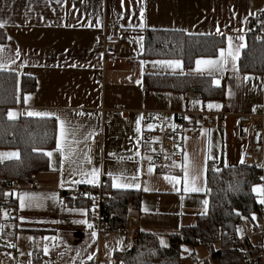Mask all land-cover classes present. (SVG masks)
Returning <instances> with one entry per match:
<instances>
[{"label": "crops", "instance_id": "1", "mask_svg": "<svg viewBox=\"0 0 264 264\" xmlns=\"http://www.w3.org/2000/svg\"><path fill=\"white\" fill-rule=\"evenodd\" d=\"M263 9L264 0H0V23L4 25L0 28L7 34L6 41L0 43L4 49L0 52V62L14 59L8 71L16 72L19 79L25 75L37 81L36 90L19 95L18 105L8 113H16L14 119L28 116V112L53 113V116L29 117L56 119L59 116L76 129L77 141L72 145L75 163L63 159L57 150L60 139L57 121V141L48 151L52 153L48 156V170L36 173L34 184L12 187L17 214L15 222L9 219L7 223L17 228L14 257L23 264H38L34 258L38 255L55 264H88L89 256L99 255L101 264H123L121 257L128 252V242L111 233L98 235L93 227H88L91 220L87 206L69 204L68 192L82 186L109 184L113 190L141 192L139 229L158 234L160 243L165 242L164 247L169 246V234L194 225L197 217L208 210L209 163L235 167L247 162L244 159L247 131L240 125L239 116L251 114L256 107L264 105V73H242L239 59L246 47L247 22L256 11ZM156 30L224 36L223 49L228 47L227 38L232 37L234 46L244 45L236 61L238 71L232 70L231 62L223 73L209 75L197 72L196 63L186 69L178 59H144V37L147 31ZM104 36L120 39L118 58L105 59L93 50ZM240 36L244 37L243 41L237 39ZM217 58L219 54L199 59ZM175 60L181 62V68L155 63ZM146 75L209 76L213 81L219 80V85H215L224 89L225 98L222 101L196 96L185 99L173 92L144 90ZM100 77L103 84L97 83ZM25 97L29 99L25 101ZM118 105L130 110V117L123 119L118 114L110 125L103 126L102 109ZM142 111L204 112L212 115L214 122L201 127L197 137H190L187 130L181 163L174 173L161 175L149 152L144 150ZM217 115H223V119ZM101 130L103 144L95 149V154L102 163L91 165L84 157H89L92 138ZM3 153L18 151L0 149V154ZM185 154L196 166L190 169V175L198 176L195 186L200 191H185L182 168ZM15 159L18 158L5 157L0 163ZM251 164L264 167V142ZM93 169L99 171L98 181L75 182L85 179L80 170L91 173ZM114 176H122L121 182L138 183L140 187H114ZM166 177H176L180 182ZM257 189L260 191L256 193L264 200V183ZM22 193L34 194L37 199L21 208L18 194ZM53 196L57 199H52ZM5 197L10 198V193ZM4 217L7 220L12 216L6 212ZM250 229L251 224L243 221L238 237ZM53 237L54 240L45 239ZM257 239V236L251 237L249 241L264 247V237L258 242Z\"/></svg>", "mask_w": 264, "mask_h": 264}, {"label": "trees", "instance_id": "2", "mask_svg": "<svg viewBox=\"0 0 264 264\" xmlns=\"http://www.w3.org/2000/svg\"><path fill=\"white\" fill-rule=\"evenodd\" d=\"M255 25L254 17L248 20L247 42L239 59V69L244 74L262 75L264 40L257 39ZM6 39L7 34L0 28V43ZM225 45L224 36L188 35L181 31H147L142 57L178 59L189 69L199 58L216 57ZM36 88L37 81L34 77L24 75L19 79L14 71L0 70V149H13L19 153L18 159L0 163L2 230L6 228L9 219L11 222L16 221V217L7 220L4 217L5 211L9 214L10 207L17 206L16 199L11 194L12 186L15 183H29L32 174L47 171L49 158L46 153L55 147L57 141L58 123L54 118L23 116L9 119L8 111L18 105L19 95L32 93ZM143 88L177 93L185 99L196 96L205 100L222 101L225 98L224 89L215 85L212 77L203 75H146ZM144 150L148 152L145 146ZM149 156L152 159V155ZM262 173L261 167L250 162L235 167L209 163L207 212L198 216L194 225L169 234L167 247L161 245L158 234L141 231L132 250L121 257L123 264H181L182 249L185 246L190 248L188 257L196 254L199 247H206L210 251V258L203 264H244L246 255L238 250L237 224L240 220L248 221L251 228L256 229L260 223L263 203L253 189H257L262 183ZM7 193H10V199H5ZM105 195L111 196V202L106 206L110 232L126 227L128 217L134 211H140L143 204L141 192L117 191L109 184L106 185ZM68 200L69 204L87 205L84 199L70 197ZM113 214L117 216L111 217ZM216 245L219 247L216 248ZM231 245H236V248L231 250ZM247 245L252 254H258L262 250V247L254 246L250 241H247ZM0 250L11 255L16 249L0 244ZM261 260L256 264H261Z\"/></svg>", "mask_w": 264, "mask_h": 264}, {"label": "built area", "instance_id": "3", "mask_svg": "<svg viewBox=\"0 0 264 264\" xmlns=\"http://www.w3.org/2000/svg\"><path fill=\"white\" fill-rule=\"evenodd\" d=\"M255 19V35L257 39L264 40V10L256 11ZM120 39L117 37H101L95 43L93 50L103 55L105 59H116L119 57L117 46ZM98 84H103V77L97 79ZM121 115L123 119L130 117L131 111L118 105L112 109H102L103 126L110 125L116 115ZM143 122V145L145 149L152 155L153 165L157 172L161 175H168L175 172L177 166L182 160V146L186 138L188 130L190 137H197L199 129L203 126L213 124L214 117L204 112H166V111H142ZM218 119H223V115H217ZM239 123L247 131L248 142L244 151V159L247 162L255 158L256 150L260 149L264 142V105H260L254 109L251 114H243L239 116ZM151 126V127H149ZM187 133V134H188ZM103 144V132L99 131L93 138L89 147V158L91 165L101 164L102 161L95 154V149ZM261 175V180L264 183V167ZM37 179V174H32L29 182L34 184ZM17 185L15 183L13 186ZM12 186V187H13ZM106 184L97 186H82L74 191L68 192L69 197L75 199H84L87 201L88 213L90 216L93 229L98 235L103 236L111 233L128 242L127 250H132L134 243L139 235L138 220L140 214L134 211L129 217L126 227L120 228L117 231L110 232L108 230L109 223L106 217V206L111 202V196L105 195ZM12 189V188H11ZM5 199H10L6 198ZM3 202H6L5 200ZM16 207H10V218H15L17 214ZM111 216V215H110ZM113 214L111 217H116ZM260 223L256 229L246 231L245 235L239 241L238 250L246 255L245 264H256L259 259L264 258V253L258 255L251 253L246 240L254 235H264V203L260 213ZM240 220L238 225H242ZM4 230L0 229V244L3 246L13 247L16 249V226H8L6 224ZM231 250L236 248V245L230 246ZM13 255V256H11ZM7 254L0 250V264H23L14 254ZM11 256V257H10ZM38 264H55L46 262L40 255L34 256ZM193 264H201L197 255H192L190 258ZM88 264H101L99 255H94Z\"/></svg>", "mask_w": 264, "mask_h": 264}, {"label": "snow or ice", "instance_id": "4", "mask_svg": "<svg viewBox=\"0 0 264 264\" xmlns=\"http://www.w3.org/2000/svg\"><path fill=\"white\" fill-rule=\"evenodd\" d=\"M3 23H0V27H3ZM141 27H143V24L141 25ZM237 39H239L240 41L244 40L243 36L238 37ZM228 41V47L227 49H220L219 50V58L217 59H198L196 61V71L197 72H207L209 75H213L215 72H220L223 73L225 70H227V66L228 64L231 62L232 64V70L233 71H238V69L236 68V61L239 59V55H240V49L244 47L243 44H239L234 46L233 45V38L232 37H228L227 38ZM4 49L2 47H0V52H3ZM20 55L19 51L16 52V56L18 57ZM10 63H15L14 59H11L9 62H0V70H9V66ZM155 63L157 64H161V65H167L169 67L172 68H181V62L178 60L175 61H156ZM245 79H249L248 77H245ZM214 83H216L217 85H219V80H215ZM27 99H29L28 97H25V101H27ZM209 107H213V105H209ZM216 107H219V105H216ZM16 113L14 112H9L8 116L9 119H14L16 118ZM28 116H38V117H45V116H53L55 114L53 113H46V112H28L27 113ZM142 119V117L140 118ZM56 120L59 121V125H60V139L57 141V150L60 152V155L63 159H67L72 163H75L74 160H72V156L75 155V152L73 151V147L72 145H74L75 143H77V141L75 140V135H76V129L72 128L69 126V122L61 119L59 116H56ZM140 120H137V125H139ZM151 127V126H149ZM137 131H139V127L137 128ZM91 135V134H89ZM69 137H72V140L69 141ZM46 155H48L49 157H51L52 153H46ZM137 155H139V153H137ZM13 158L16 157L18 158V153H3L0 154V159L3 158ZM84 159L88 162L91 163L90 158L85 156ZM243 162V161H241ZM196 167L195 165L192 164V162L188 159L187 154H185L184 157V164L182 165L183 168V172H184V183H185V191H200L201 189L197 188L195 186V182L198 178L197 175H190V169ZM149 172L152 171L151 168H149L148 170ZM80 175L82 177H84L85 179H82L81 181H75L76 183H81V182H85V183H95L96 181H98V177H99V171L98 169H93L91 171V173L85 172L83 170H80ZM91 176V179H87L88 176ZM109 175H112L111 173H109ZM124 178L122 176H114L113 177V186L114 187H118V188H130V187H136L139 188L140 185L137 184H131V183H125V182H121ZM133 180L136 179V177H132ZM166 179L169 180H174L176 183H179L180 181L176 178V177H166ZM63 186V184L61 185ZM145 191H147V189H145ZM254 192H258L260 190L254 188L253 189ZM18 198L20 201V207L24 208L26 205H30L32 201L36 200L37 197L34 194H30V193H22V194H18ZM52 199H57V197L53 196ZM262 203H264V200L261 201ZM205 204V206L207 205V201L205 200L203 202ZM253 219H255V217H253ZM81 223H86V221H80ZM88 227H93L91 224L88 225ZM96 233L93 232L92 236L95 237ZM45 239H55V237L53 238H45ZM161 245L162 246H166L165 242L163 240H161ZM48 249L47 247L45 248V252L47 253ZM89 259H92V256H89Z\"/></svg>", "mask_w": 264, "mask_h": 264}, {"label": "rangeland", "instance_id": "5", "mask_svg": "<svg viewBox=\"0 0 264 264\" xmlns=\"http://www.w3.org/2000/svg\"><path fill=\"white\" fill-rule=\"evenodd\" d=\"M252 17H254V15L252 16ZM144 146V145H143ZM252 161H250V163H251ZM6 212L7 211H5L4 213L6 214ZM137 212H139V211H137ZM140 214V213H139ZM238 225V224H237ZM238 227L240 228L241 227V225L239 226L238 225ZM252 229V228H251ZM253 230H254V228H253ZM255 231V230H254ZM141 231H140V229H139V233H140ZM139 236V235H138ZM257 236V242H258V240H262L263 239V237H264V235H254L253 237H256ZM138 238V237H137ZM243 237H238V243H239V241H240V239H242ZM261 238V239H260ZM137 240V239H136ZM250 240V238L249 239H247L246 240V243H247V241H249ZM136 242V241H135ZM235 246V245H234ZM219 246L218 245H216V248H218ZM258 247H262V246H258ZM231 249V248H230ZM261 249V248H260ZM234 250V249H233ZM260 252H263L264 253V247H262V250L260 251ZM259 252V253H260ZM196 254L195 255H197V257H198V260L201 262V264H203L204 263V261H206V260H209V258H210V251L206 248V247H199L197 250H196V252H195ZM258 253V254H259ZM258 254H254V255H258ZM190 255V248L189 247H187V246H185V247H183V249H182V258H181V264H193L192 262H191V260H190V258H191V256L190 257H188ZM194 255V254H193ZM260 260V259H259ZM262 263L261 264H264V258H262ZM257 263V262H256ZM245 264V263H244Z\"/></svg>", "mask_w": 264, "mask_h": 264}]
</instances>
